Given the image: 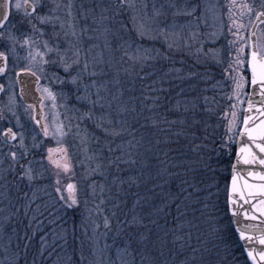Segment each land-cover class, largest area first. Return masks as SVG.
Returning a JSON list of instances; mask_svg holds the SVG:
<instances>
[{
  "label": "snow or ice",
  "instance_id": "snow-or-ice-1",
  "mask_svg": "<svg viewBox=\"0 0 264 264\" xmlns=\"http://www.w3.org/2000/svg\"><path fill=\"white\" fill-rule=\"evenodd\" d=\"M88 2L90 6L86 7L83 2L77 6L76 0H66V2L65 0H0V80L3 81L0 82V95L7 96V104L0 108V121L7 119L4 114L6 109L15 117V127L21 129L14 131L11 126L0 129V144L9 149L6 153L7 158L11 160L9 170L15 172L18 166L19 178L26 180L30 186L37 180L48 179L49 176L46 174L50 173L52 182L50 185H45V187L52 188V192L48 194H55V198L61 202L65 211L70 210L73 213L79 209L81 203L77 167L84 169L82 176L85 179H91L97 175L106 178L108 169L113 166L119 173L121 164L134 165L137 163L133 158L132 150L140 144V141L136 140L133 143L134 130H129L130 126L126 120H117L114 125L110 113L105 111L111 108L114 100H118L123 95L119 89V95L112 94L109 87V85L120 84L121 71L132 76L133 71L130 69L137 64L140 71H143L149 66V61H155L157 58L171 60L169 52H183L195 57L197 61L203 58L207 62L211 58L217 63H225L224 60L218 59L220 50L207 47L226 37L223 23L219 28L215 27V21L220 19L219 10L216 5L208 4L206 0H88ZM240 7L243 9L242 17L248 15L249 21L254 17L256 21L264 24V0H259L258 3L256 0H252L251 3L245 2ZM235 8L236 0H229L227 9L230 23L227 25V34L233 38L227 40L228 59L223 72L234 86V94L238 95L243 92L246 85L252 88L248 99V111L252 112L254 107L251 97L258 95L260 107L256 111L264 116V42L257 37L255 28L248 35L242 34L245 31V25L236 22L233 14ZM210 12L213 13L214 23L212 25L208 23ZM209 28L213 30L208 31ZM101 38L103 49L97 42ZM145 41L153 46H145L143 43ZM157 41L164 46L165 51L154 47ZM105 50L109 53L107 60L104 59ZM233 51L235 52L234 58L232 57ZM116 53H120L118 59ZM128 61L132 62L129 68L117 67ZM105 64L108 69L113 70V73L110 78L101 80L100 77L109 76V73L100 67ZM169 71H175L178 74L176 79H185L184 76L179 75L181 69L175 68ZM12 73H14V78ZM135 74L139 76V72ZM147 75L150 73L140 76V79H145ZM191 75L195 73H190L189 76ZM33 90L40 94L38 98L33 95ZM151 90L161 91L163 89L152 88ZM29 95H33V99L37 100V104L25 106V113L29 115L34 125L30 146L25 143L24 126L14 110L17 96L23 100ZM152 99L155 105L159 97ZM45 101L50 103L52 109H57L58 106L64 109L63 114L55 112L51 125L44 122L46 120L43 111ZM58 101L61 102L59 105ZM204 101L207 104V97ZM180 104L178 100L176 110H179ZM97 109L100 110L99 115H97ZM184 111H189L187 105L184 106ZM205 111L211 110L206 108ZM61 115L63 119H60ZM232 115L235 116V112H232ZM86 122H91L105 137L103 145L91 153L89 146L92 143L100 145L101 138L89 132ZM160 122L174 124L177 121H169L165 118ZM179 122L184 124L185 120L181 118ZM157 123L155 119H152L153 127ZM193 123H199V121ZM242 123L243 129L239 135L247 136L248 141L254 145L255 149H258V153L248 144H243L239 148L236 163L232 165L233 175L227 204L231 206L233 218H238L243 212L248 220H256L255 215H249V210L255 208V205L250 204L244 191L237 186L235 171L237 164L241 161L245 165L264 166V119L257 122L250 116H245ZM232 130L233 122L230 121L226 135ZM125 132L133 138L113 148L112 140L121 137ZM202 133L200 142L191 148V151L196 154V159L186 161L185 175L191 173V176L189 179L180 181L182 185L180 192L187 194L184 199L191 198L193 192L202 191L198 187L203 183L201 174L215 173L214 154L219 155L226 151L233 139L231 135H228L227 140L218 142L213 138L215 129L207 123ZM190 135L195 137L196 134L193 132ZM69 137L78 140V144L68 143ZM108 137L112 140H108ZM14 141L18 143H12ZM49 142H54L56 146H46ZM17 148L20 151H16ZM77 149L83 153V159L75 158ZM105 150L110 154L119 150L120 154L105 158L103 156ZM105 159H107V164L104 163ZM161 173H167L169 176L176 175V173L167 172V168H161L157 175ZM250 175L257 176V173L251 172ZM258 178L264 181V170ZM112 183L116 185L118 193L125 183L139 187L138 178L135 176L122 179L119 175H114ZM157 186L153 185V187ZM212 186L209 185V187ZM245 187L251 189L252 185L245 184ZM189 188L193 191L189 192ZM89 189L93 197L97 196V190H99L100 200L94 208L87 207L88 200L83 201L88 215L82 217L80 227L84 228V234L87 235L84 221L90 220L93 237L101 227L105 231L100 235L106 237L108 232L113 230L112 217L116 216V212L113 211L111 217L103 215L102 224L93 219V213L96 216L101 215L102 206L106 203L104 193L105 191L110 192L111 188H107L103 182L93 180L89 184ZM211 195L212 193L209 192L201 209V215L207 216L209 221L218 219L213 213L208 212L210 208L215 209V204L209 202ZM259 195L264 197V185L260 186ZM248 197H254L252 191L248 192ZM179 198V193L172 195L171 202L174 203ZM115 199L118 202L113 205V208H118L120 206L119 197ZM142 199L145 198L138 196L134 207L140 206ZM241 201L243 203H240ZM195 202L200 203V198L196 197ZM244 204H249V209H244ZM259 204V215L264 217V199H260ZM168 206L166 201L159 210L163 211V208ZM176 208L178 213L174 218L176 224L165 231L164 236L171 234L173 244L181 241L179 246L181 251L185 247L190 250L189 256L180 260L178 264H238L235 249L225 237L220 235L217 239L221 240L223 247L214 245L216 258L211 261L205 260L204 253L209 252V249L206 247V239L201 238L203 233L196 224L181 219L185 213L179 211V204H176ZM146 215L151 217L152 212H147ZM148 222L156 223L152 219ZM123 223L117 220L115 235L119 236L124 231L121 227ZM233 223L237 225L235 231L239 234V241L243 242L238 246L243 247L248 260L252 264H264V228L251 225L241 227L238 219H234ZM261 223L264 224V219ZM137 226L147 228L143 217L133 215L127 221V227ZM76 227L74 224L73 232L76 231ZM186 228L187 231H185ZM192 229H196L198 233L195 241L199 247L191 243ZM220 231L219 228L212 229L213 234ZM249 231L259 233V235H249ZM148 232H151V229H148ZM127 235L132 237L133 234L128 232ZM137 239L143 243L149 239V236L146 233H140ZM157 240L161 245L167 243L160 237H157ZM94 242L99 244L98 239ZM132 243V239H127L124 247L117 248L120 264H136L137 255L140 256V264H159L158 258L152 255L155 249H148L147 244H144L137 251L132 247ZM155 244L156 241H153V245ZM257 244L262 247L257 249ZM109 247L110 245L105 243L103 248L97 247V252L102 256ZM159 254L164 253L160 250ZM83 259L84 256L81 255V260ZM92 264H103V260L92 262ZM164 264L168 262L165 261Z\"/></svg>",
  "mask_w": 264,
  "mask_h": 264
},
{
  "label": "rangeland",
  "instance_id": "rangeland-1",
  "mask_svg": "<svg viewBox=\"0 0 264 264\" xmlns=\"http://www.w3.org/2000/svg\"><path fill=\"white\" fill-rule=\"evenodd\" d=\"M82 1L89 5V2H86V0H76L77 6ZM206 2L208 4L216 5L219 10L220 19L215 21V27L219 28L220 24L223 23L225 25L226 37L219 39L214 45H207V47L220 50V56L218 59L224 60L225 63H217L216 60H212L211 58H209L207 62H205L203 58H201L200 61H197L195 57L186 55L183 52H169L168 55L172 57L171 60L157 58L155 61H149V66L145 67L143 71H140V67L137 64L134 68L130 69L133 71L132 76H129L127 73L121 71L120 84L109 85L112 94L119 95V89L123 92L122 96L125 98L120 96L118 100H114L112 102L110 109L105 110L111 115L110 111L114 107V111L118 112L116 120H126L130 128H136L141 131L143 136H139L138 140H144V143L146 142L148 144L151 151L149 153L151 154L152 147L157 145L155 144L156 137L154 134L156 126H152V119L156 120L158 111L163 108L166 109L170 107L176 112V103L178 100L181 102L179 109L184 110L185 105L189 108V111L185 112L183 116L186 119L188 118L189 131L193 130L191 127L195 124L193 123L194 121L202 120L204 118L206 121L203 123L204 126L206 123L210 126L213 124L212 127L215 129V127L220 125V128L226 133L229 122L231 121L233 122V130L232 132L227 133L226 136L231 135L233 137L230 145L235 142L237 130L239 129L241 123L239 114L240 111L242 112L243 110V105L247 97V85L245 86L243 92L238 95L234 94V86L227 80L226 75L223 72L228 59L227 40L233 38L227 34V25L230 23L228 20L227 9L229 0H206ZM245 2L251 3L252 0H236V8L233 10V14L238 24L245 25V31L242 34L248 35L249 28L254 20V17L251 21H249L248 15H244L243 17L241 16L243 9L240 6ZM256 2L258 3L259 0H256ZM212 15L213 13L211 12L208 14V23L210 25L214 23ZM182 19L183 18H181V20ZM203 30L204 29H202V31ZM207 30L212 31L213 29L209 28ZM257 34L258 37L261 38V41L264 42V24L260 25L257 30ZM97 42L101 44V49H103L102 38ZM143 43L145 46H153L147 41ZM154 47L161 49V51H165L164 46L159 41L155 42ZM234 56L235 52L233 51L232 57L234 58ZM108 58L109 53L105 50L104 59L107 60ZM126 59L127 58H125V60ZM173 61H175V63H173ZM131 64L132 62L128 61L127 63L117 65V67L121 69L129 68ZM100 67L105 69L104 65H101ZM175 68L181 69L179 75L184 76L185 79H176L178 74L175 71H169V69ZM105 71L111 74L108 69H105ZM136 72H139V76L135 74ZM146 73H150V75H147L145 79L141 80L140 76H145ZM165 73H167V75H165ZM190 73H195V75L189 76ZM11 75L13 77V73ZM110 77H100V79L103 80ZM123 80H127V86L128 81L130 84L132 83L130 89L128 88L127 90L123 87ZM152 88L163 90L152 91ZM157 96L159 99L155 101L154 105L152 98ZM205 97H207V104H205L204 101ZM229 97H231V99H229ZM59 103L61 102L58 101V105ZM5 104H7V96L2 95L0 97V108H3ZM25 106L26 105L20 100L19 96H17V103L14 110L17 116H19L21 124L24 126L23 130L25 132V143L30 146L34 125L29 119V115L25 113ZM206 108L211 111H205ZM133 109L137 111L135 115ZM29 111L31 112V110ZM43 111L46 116V120L44 122L49 123L50 125L55 112L58 111L62 114L64 113V109L59 106L57 109H52L50 103L47 101H45ZM126 112L127 117L125 115ZM232 112H235V116L232 115ZM4 114L7 119L0 121V129H6L11 126L14 131H20L21 129L15 127V117H13L6 109ZM63 118V115H61L60 119ZM9 121L11 123H9ZM86 125H88L87 122ZM152 131H154V133L151 135L150 132ZM147 133L150 134L147 139L149 142H147L145 138ZM191 138L192 140H196V138L192 135ZM191 138L189 144H191ZM129 139H131V137H129ZM223 139L227 140V137H224L223 135ZM223 139L220 137L219 140L221 141ZM12 143H18V141H14ZM68 143L78 144V140H74L72 137H69ZM46 146L55 147L56 145L54 142H49ZM95 146L96 145L94 143L89 146L90 153L93 152L92 150H94L93 147ZM8 150L7 146L0 144V262H2L1 264H4V261L10 259L11 256L16 253L20 254V244H23L20 249L21 256L24 255L26 257H30L24 250L27 249L28 251L33 252L29 243H27L28 240H32L33 242L41 243V247L37 249V252L40 253L43 259H54V263L51 264H58V262L66 256V252L63 251L62 245L68 241L70 235L75 234V236L78 237L77 230L73 233V225L75 224L78 229L81 230L80 225L82 217H86L88 215L85 211L83 201L88 200V208H94L97 203V196L93 197L90 195L89 189V184L92 183L93 180L97 181V176H93L91 179H85L82 176L84 169L82 167H77V180L79 181L81 189V203L79 209L75 213L70 210L65 211V209L61 206V202L55 198V194H48L52 192V188L50 186L45 187V185H50L52 182L50 173L46 174L49 176L48 179L37 180L30 186L26 180H21L19 178L20 169L18 166L15 172L9 170L11 160L6 156ZM15 150L20 151L18 148ZM75 158L78 160L83 159V153L78 149L76 150ZM217 181L214 183L208 182L207 184H204L203 187H199L202 191L195 192L197 194L196 196L200 198V203H196V205L201 204L198 212L201 211L203 202L205 201V198L208 197L209 192H211L215 198ZM210 184L213 186L209 187ZM225 191H227V186L225 187ZM153 198L154 197H152V199ZM208 212L210 211L208 210ZM94 215L95 213H93V216ZM73 216H75L74 220ZM206 219H208L207 216H205V220ZM98 222L102 224V219ZM84 226L89 227L87 228V233L92 230L90 220H85ZM82 229L84 231V228ZM101 230H103V227H101L98 231ZM83 234L84 232L81 230L80 236ZM95 252L98 253L97 248L95 249ZM31 261L33 260L31 259Z\"/></svg>",
  "mask_w": 264,
  "mask_h": 264
},
{
  "label": "trees",
  "instance_id": "trees-1",
  "mask_svg": "<svg viewBox=\"0 0 264 264\" xmlns=\"http://www.w3.org/2000/svg\"><path fill=\"white\" fill-rule=\"evenodd\" d=\"M86 7L89 5L82 1ZM81 2V3H82ZM86 2H88L86 0ZM120 53H116V58H119ZM120 65V64H119ZM107 70V65H104ZM108 71L112 74V70L108 69ZM108 77H110V75ZM121 77V76H120ZM123 87L128 90L130 89L131 84L127 80L122 81ZM130 84V85H129ZM180 97V96H179ZM111 98V97H110ZM122 98H125L122 96ZM162 100V99H160ZM167 104V103H166ZM168 106V105H167ZM106 111V110H105ZM111 117L113 118V123L115 125L116 117L118 112L114 111V107L111 109ZM100 110L97 109V115H99ZM137 111H134V115ZM185 111L182 109L173 111L170 107L166 109H162L158 111L156 121L158 122L156 125V131L150 132L152 135L155 134L156 143L155 147H152V154L149 149L148 144L144 140H139L140 144L132 150L133 158L136 159L137 163L134 165L131 164H121L119 173L116 172L115 166L108 169L106 178H102L97 175L96 180L98 182H103L107 188H111V191H105L104 199L106 203L102 206L103 212L100 216H93V219L100 221L103 218V215H108L111 217V213L113 211L116 212V216L112 217V225L113 230L108 232L107 236H102L100 233H103L105 230L98 231L95 237H93L92 230L87 233V235L83 234L80 236L81 230L76 227L77 236L70 235L67 242L62 245L63 251L66 252V256L58 262V264H92V262L103 260V264H120V261L117 257V248L124 247L125 240L132 239V247L139 249L143 247L144 244H147L148 249H155L152 252V255L158 258L159 264H164L165 261L168 264H178L180 260H183L185 257H188L190 254V250L185 247L183 251L180 250L181 241H176L175 244L172 243V235L169 234L167 237L164 236V232L168 231L169 228L175 226L176 220L174 219L177 216V208L176 204L180 205L179 211L184 212L185 215L181 217L182 220L191 221L193 224H196L203 233L202 239H206V247L209 249V252L204 253V259L207 261L214 260L216 257L214 255L216 249L213 247L214 245H219L221 248L223 244L221 240L217 239V236H223L229 242V244L235 249V254L238 258V264H249L241 245L238 241L236 233L233 229L232 223L230 221L228 210H227V202H226V191L225 187L228 184L229 178V170L232 162V158L234 155V143L229 147L226 151L220 153L219 155L213 156L214 160V168L216 169L215 173H202L203 183L199 184L198 187H203L204 184L214 183L217 181L216 187V196L213 195L209 198V202L215 204V209H208L211 213H213L217 220L208 221L205 220V216L201 215V211L198 212V209L201 207L200 205H196V193L193 192V196L188 199H184L187 195L184 192H180V188L182 185L180 181L182 179H189L191 173L185 175V169L187 167L186 161L196 159V154L191 151V148L194 144L199 143L200 139L203 136L202 129L204 128L203 123L206 122L204 118L202 120H198L199 123L193 124L191 127L193 130L189 131L188 129V118H184ZM242 112L240 111L239 119L241 118ZM127 117V112H126ZM167 119L169 121L176 120L177 122L174 124L163 123L160 122L163 119ZM183 118L185 120L184 124H181L179 120ZM87 127L90 133H94L96 136L101 138L100 145L95 144L93 147L96 151L99 147H101L104 143L105 137L103 133L96 129L94 125L90 122H87ZM136 125V124H134ZM213 124L211 125V128ZM134 130L135 143L138 140L139 136H143V133L136 128H130V131ZM195 132L196 140H192L191 133ZM221 128L220 125L215 127L214 139L218 142L220 141V137L223 139L226 136V133ZM176 133H180V135H176ZM222 133V134H221ZM125 134V135H124ZM121 137L115 138L112 140L111 137H108V140H112V147L115 148L117 144H121L124 140H130L133 138L128 133H124ZM145 134V133H144ZM149 133L145 136L146 140L149 138ZM176 135V137H175ZM154 137V136H153ZM191 138V144H189ZM225 140V139H223ZM159 141V143H157ZM149 142V140H147ZM167 153V155H165ZM120 152L117 150L114 153H108L107 150L103 152V156L105 158L114 157L115 155H119ZM163 161V163H160ZM104 163L107 164V159L104 160ZM146 165V166H145ZM161 168H167V172L176 173V175L169 176L167 173H161L157 175V172ZM119 175L122 179H127L129 176H135L138 178L139 187L135 184L129 186V183H125L121 186V191L117 192V187L112 183L113 176ZM118 183V181H117ZM83 185V183H82ZM153 185H158L157 187H153ZM215 186V185H214ZM186 187V186H184ZM212 190V189H211ZM189 192H192V189H188ZM97 203H99L100 195L99 190H97ZM179 193V199H177L174 203L171 202V196ZM119 197L120 206L118 208H113V205L118 201L115 197ZM139 197H144L145 199L141 200L140 206H135L134 203L136 199ZM151 197V199H149ZM152 197L154 198L152 199ZM168 202L169 206L164 207L163 211L159 209L164 205L165 202ZM147 212H152L151 217L147 216ZM133 215L138 217H143L144 224L147 225L145 227H127V221L132 218ZM194 217L196 219H194ZM75 216H73V220ZM149 219L155 220V224L149 223ZM117 220L123 221L121 227L124 228V231L119 235H115L116 230V222ZM205 220V222H204ZM209 222V223H208ZM85 228H89L88 226H84ZM91 228V227H90ZM213 228H219L221 231L217 234L212 233ZM148 229H151V232H148ZM187 231V228L185 229ZM193 231V240L191 243L194 246L196 245L195 236L198 234L196 229H192ZM76 232V231H75ZM128 232H131L133 235L129 237L127 235ZM74 233V232H73ZM140 233H146L149 236V239L143 243L138 241V236ZM72 234V233H71ZM157 237H160L162 240H166L167 243L163 245L160 244V241L157 240ZM98 239L99 244L97 245L94 240ZM153 241H156V244L153 245ZM29 246L33 250V252L25 249L24 251L29 254L30 257L21 256V247L23 244L19 245V253L11 256L10 259L5 260L4 264H51L54 263V259H43L37 249L41 247V243L27 241ZM107 243L110 245L108 249L105 250L103 255L96 253L95 249L97 247L103 248L104 244ZM34 245V246H33ZM199 247V246H198ZM18 248V247H17ZM160 250L163 251V255H160ZM18 251V252H19ZM63 253V252H62ZM81 255L84 256V259L81 260ZM199 255V253L197 254ZM31 259L33 261H31ZM2 262H0L1 264ZM136 264H140V256H136Z\"/></svg>",
  "mask_w": 264,
  "mask_h": 264
},
{
  "label": "water",
  "instance_id": "water-1",
  "mask_svg": "<svg viewBox=\"0 0 264 264\" xmlns=\"http://www.w3.org/2000/svg\"><path fill=\"white\" fill-rule=\"evenodd\" d=\"M259 23L260 22L256 21L254 18V20L252 21V23L250 25L248 34L251 33L254 30V28L256 31V28L259 25ZM251 93H252V88L249 86L247 97H246L244 105H243L241 123H240L239 129L237 130V134H236V138H235V142H234V155H233L232 162L230 165V170H229V178H228L227 191H226V202H227L228 193L231 190V177L233 175L232 165L234 163H236V159H237L236 154L239 151V148L243 144H248L250 147H253L254 151H256L258 153V149H255L254 145H252L251 142L248 141L247 136L239 135V132L242 131V129H243V123L242 122H243V119L245 118V116H250L252 118V120L257 121V122L261 119H264V116H261V114L256 111V109L260 107V105L258 104V101H259L258 95L251 97L253 102H254V107H253L252 112L248 111V99H249V96L251 95ZM33 95L38 98L40 94L35 93L33 90ZM33 95L27 96L25 99L22 100V102L25 105L37 104V100L33 99ZM37 108H39V105H37ZM262 170H264V166H260L259 164L245 165V164H243L242 161L240 164H237V166H236L235 175L237 177V186L244 191L245 197L249 199L250 204L255 205V208L249 210V215H255L257 217V219L256 220H248L244 216L243 212L241 213V215L238 218H233L231 216V206L227 204L228 215H229V218H230V221L232 223L234 231H235V228L237 227V225L235 223H233L234 219H238L240 221L239 226H241V227H243L245 225H251V226H254L256 228H264V224L261 223V220L264 219V217H260L259 211H258V209L260 207L259 201H260V199H264V197H261L259 195L260 186L264 185V181H261L258 178V176H259V174H261ZM251 172L257 173V176L250 175ZM245 184L252 185V188L249 189V188L245 187ZM249 191H252V193L254 194V197H248ZM240 203H243V202L241 201ZM243 208L246 210L249 209V204H244ZM235 233H236V231H235ZM248 234L253 235V236L259 235V233H256L253 231H249ZM236 236H237L238 241H239V234L236 233ZM239 242L241 245L243 244V242H241V241H239ZM256 247H257V249H259L262 246L257 244ZM242 250H243V253H244L248 263L252 264V262L250 260H248L247 253L244 251L243 247H242Z\"/></svg>",
  "mask_w": 264,
  "mask_h": 264
},
{
  "label": "flooded vegetation",
  "instance_id": "flooded-vegetation-1",
  "mask_svg": "<svg viewBox=\"0 0 264 264\" xmlns=\"http://www.w3.org/2000/svg\"><path fill=\"white\" fill-rule=\"evenodd\" d=\"M260 25H261V23H259V25L257 26V28H256V34H257V30H258V28L260 27ZM257 37H258V34H257ZM246 75H249L248 73H246ZM13 77H14V73H13ZM0 82H3L2 80H0ZM248 87L249 86H247V93H248ZM17 92H18V88H17ZM2 95H0V97H1ZM21 100V99H20Z\"/></svg>",
  "mask_w": 264,
  "mask_h": 264
}]
</instances>
